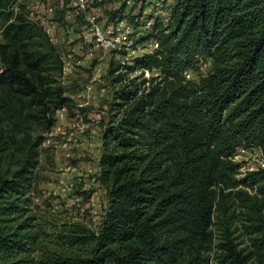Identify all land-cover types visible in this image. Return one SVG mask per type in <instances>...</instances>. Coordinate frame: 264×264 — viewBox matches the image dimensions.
Wrapping results in <instances>:
<instances>
[{
    "label": "trees",
    "instance_id": "16d2710c",
    "mask_svg": "<svg viewBox=\"0 0 264 264\" xmlns=\"http://www.w3.org/2000/svg\"><path fill=\"white\" fill-rule=\"evenodd\" d=\"M26 1L0 0V264H264V169L240 176L234 160L239 147L264 159V0H170L164 18L143 16L144 3L138 15L112 12L156 44L109 64L117 87L97 160L106 206L97 231L58 232L75 249L36 247L41 150L74 100Z\"/></svg>",
    "mask_w": 264,
    "mask_h": 264
},
{
    "label": "rangeland",
    "instance_id": "374dc122",
    "mask_svg": "<svg viewBox=\"0 0 264 264\" xmlns=\"http://www.w3.org/2000/svg\"><path fill=\"white\" fill-rule=\"evenodd\" d=\"M48 1L54 4L59 2V0ZM63 1L67 2L69 0ZM126 1L102 0L95 2L93 6H96L98 9L99 19L106 23L112 20V10L115 5L122 7L125 13L130 12L133 15H138L141 3H144L145 11L143 12V16L150 13L154 16L160 15L164 18L167 15L165 11L167 9L166 4L171 3L170 0L165 4L163 0H132L131 3H127ZM30 2L32 1L29 0L28 4ZM32 13L34 19L38 21L40 16L46 19L51 16L47 11H32ZM52 21L51 18L49 22L52 23ZM134 23L138 22L134 20ZM134 25L136 26V34L132 37V49L136 48V45H142L140 41H142V37L145 36L147 30L146 25L143 26L142 22L139 26H137L138 24ZM70 37H72V41ZM60 38L64 40L63 44H61L62 47L74 50V58L70 62V68L62 76V83L67 90V94L75 100V103L79 102L84 85L91 80V71L94 64H100L104 70L102 75L94 80V84L98 90L104 88L105 92L91 104L80 107L82 123L86 126L80 137H76V144L71 149L73 151L72 156H62L63 149L58 146L62 144L61 134L52 136V142L58 147L55 148L53 144L49 145V147H42L37 177L35 179V189L32 193L33 200L30 205V212L34 216V224L42 231V234L38 238L37 248L53 245L63 247L65 245L67 248L75 249V247L69 244H64L58 238V232L63 231L65 228L69 229L74 224H79L93 231H97L102 220L106 206V195L99 183L92 180L93 177L97 176L98 166L96 155L98 153L99 156L101 145L98 144V136L93 150L89 152L87 140L90 138L89 133H91V130H94V135H97L99 131L103 130V123L108 118L111 95L117 87V85L112 83L111 77H108L110 62L118 61L120 63H126L128 61L123 58V53L120 55L115 52H93L92 54H88V52L82 49L81 44L78 43L74 36L69 33H62ZM56 46L58 47L59 45L56 44ZM129 57L131 59L134 56L129 53ZM209 67V62L204 63L201 66V71L206 72ZM140 73L141 71H136L130 77H134ZM151 75L156 74H152L146 70L143 72V77L145 78H149ZM189 75L192 78L195 76V73L189 72ZM89 114L97 117L98 115L100 116V124L98 126L90 123ZM94 151H96L95 155L92 153ZM235 161L240 164L242 174L257 170L258 163L255 152L238 151ZM59 179H63L66 185L64 183L60 185ZM77 195L81 197V200L76 202L74 201V196ZM236 225L238 231L234 235L238 237V241H245L246 238L243 235V228L240 229V225ZM213 264L218 263L214 262Z\"/></svg>",
    "mask_w": 264,
    "mask_h": 264
},
{
    "label": "built area",
    "instance_id": "2783aa9c",
    "mask_svg": "<svg viewBox=\"0 0 264 264\" xmlns=\"http://www.w3.org/2000/svg\"><path fill=\"white\" fill-rule=\"evenodd\" d=\"M28 1L29 0L26 1V4L30 9L32 16V11H47V13L51 14V16L47 19L40 16L39 23L49 36L50 40L55 45H59L58 49L61 53V59L63 62V74H65L70 68V62L74 58V50L62 47L61 44L64 42V40L60 38L62 33H69L73 35L78 43L81 44L82 49H84L85 52H88V54H92L93 52H115L120 55L123 53V58L128 61L126 63H131L132 59L136 56L150 52L156 44L153 40H150L142 45H136V48L132 49V25L124 18L114 19L106 23L102 22V20L98 17L97 7L93 6L95 2H100L102 0H69L67 2L59 0V2L55 4L48 0H46V2L43 0H31L32 2H30V4H28ZM126 2L131 3L132 0H127ZM118 8L119 7L115 5L112 11H115ZM58 10L64 11L62 12L61 21L54 17L55 12ZM51 18L53 20L52 23L49 22ZM70 40H73L72 37H70ZM129 53L133 54L134 57L130 59ZM122 64H124V62H122ZM103 72L104 70L100 64L93 65L91 80L84 85L80 95L81 99H79L78 103L74 102V106L71 111H68L66 108H61L56 112V124L51 131L46 134V139L44 140L43 145L49 146L53 144L55 148L60 146L63 149V152L61 153L62 156H72L73 151L71 149L76 144V137H80L86 126L82 123V113L80 111V107L91 104L104 94V88L98 90L94 84V80L99 78ZM189 72L190 71H185L187 78H190ZM88 117H90V123L92 125L98 126L100 124L99 115L97 117L93 114H89ZM90 132V138L87 140L89 152L93 150L98 136V144L101 145L102 134V131H99L97 135H94V130H91ZM57 134H61L60 138L62 139V144L58 146L52 142V136ZM238 151L249 153L255 152L258 163V167L256 169H264V159L262 152L258 147H239L236 155L234 156V160L238 155ZM244 174L241 173L240 176H243ZM97 176L93 177L92 180L98 183ZM59 182L60 185L63 183L66 185L63 179H59ZM80 200L81 197L78 195L74 196V201L77 202Z\"/></svg>",
    "mask_w": 264,
    "mask_h": 264
},
{
    "label": "crops",
    "instance_id": "0c3cea01",
    "mask_svg": "<svg viewBox=\"0 0 264 264\" xmlns=\"http://www.w3.org/2000/svg\"><path fill=\"white\" fill-rule=\"evenodd\" d=\"M43 1L46 2V0H43ZM59 12H60V10H58V11L55 12V15H54L55 18L57 17L56 15H57ZM56 19H57V18H56ZM92 153H94V155H95V154H96V151H94V152H92ZM92 153H91V154H92ZM99 154H100V153H99ZM96 156H97L96 158H97V160H98V157H99V156H98V153H97Z\"/></svg>",
    "mask_w": 264,
    "mask_h": 264
}]
</instances>
